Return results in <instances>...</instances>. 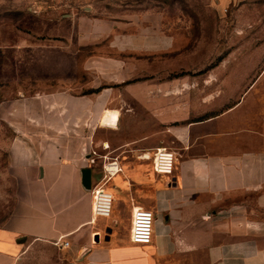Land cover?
<instances>
[{"label":"crops","instance_id":"1","mask_svg":"<svg viewBox=\"0 0 264 264\" xmlns=\"http://www.w3.org/2000/svg\"><path fill=\"white\" fill-rule=\"evenodd\" d=\"M54 26L67 42L30 48L26 73L15 57L22 45L1 52L0 179L12 203L0 217V264H264V70L131 82L174 40L111 27L105 35L117 55L96 70L105 74L100 86L124 85L96 93L85 77V23L71 15ZM47 61L56 72L34 66ZM105 111H118L115 125H102ZM91 130L111 138L88 137ZM162 147L176 153L170 176L153 171ZM103 159L121 171L104 187L114 199L110 216L95 218ZM135 208L154 215L147 246L130 241Z\"/></svg>","mask_w":264,"mask_h":264},{"label":"rangeland","instance_id":"2","mask_svg":"<svg viewBox=\"0 0 264 264\" xmlns=\"http://www.w3.org/2000/svg\"><path fill=\"white\" fill-rule=\"evenodd\" d=\"M71 15L85 23V29L82 27L81 31V42L85 45L82 54L86 55L87 61L85 77L89 87H97L96 93L124 85L100 86L99 78L105 74L96 70L107 56L117 55L111 46L114 44L110 42L111 37L105 35V30L111 27L122 31L143 27L156 29L174 40L172 48L150 55L149 74L143 73L133 79L158 76L172 80L210 75L218 80L235 74L255 76L264 70V0L228 3L221 0H0V59L4 49L12 56L16 46L22 45L15 57L24 65L22 68L20 62L17 70L30 71L29 60H33L30 48L66 43L62 28L53 25L62 24ZM49 61L56 62V58L54 61L49 58ZM46 63V68L34 66L56 72V66ZM42 88L47 89V86ZM37 89L41 87L29 91ZM92 106L91 103L88 105ZM118 115V111H105L102 125H115ZM90 136L103 140L111 138L109 135L105 138L95 130L89 132ZM3 162L4 155L0 154V171ZM102 184L110 189L109 182ZM0 185L1 217L12 198L8 181L0 179Z\"/></svg>","mask_w":264,"mask_h":264},{"label":"built area","instance_id":"3","mask_svg":"<svg viewBox=\"0 0 264 264\" xmlns=\"http://www.w3.org/2000/svg\"><path fill=\"white\" fill-rule=\"evenodd\" d=\"M90 164H95L96 153H91ZM108 161V162H107ZM101 169L103 177L92 189V213L95 218L109 217L112 210L113 196L104 188L102 182H108L111 177L121 171L115 160L103 159ZM176 162V153L167 148H157L152 155L153 171L157 175L170 176L173 173ZM153 212L144 208H135L131 214L130 241L134 244L147 246L152 242L153 235ZM56 241L55 245L67 247L68 243Z\"/></svg>","mask_w":264,"mask_h":264},{"label":"water","instance_id":"4","mask_svg":"<svg viewBox=\"0 0 264 264\" xmlns=\"http://www.w3.org/2000/svg\"><path fill=\"white\" fill-rule=\"evenodd\" d=\"M82 182L86 188L90 187V170L89 169H84L82 171Z\"/></svg>","mask_w":264,"mask_h":264},{"label":"trees","instance_id":"5","mask_svg":"<svg viewBox=\"0 0 264 264\" xmlns=\"http://www.w3.org/2000/svg\"><path fill=\"white\" fill-rule=\"evenodd\" d=\"M135 81H137V79H135V80H132L131 82H135Z\"/></svg>","mask_w":264,"mask_h":264}]
</instances>
